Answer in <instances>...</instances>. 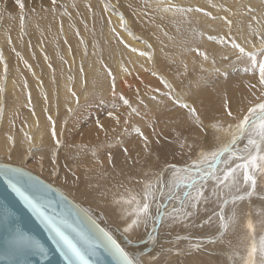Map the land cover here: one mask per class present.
Here are the masks:
<instances>
[{
    "label": "bare ground",
    "instance_id": "6f19581e",
    "mask_svg": "<svg viewBox=\"0 0 264 264\" xmlns=\"http://www.w3.org/2000/svg\"><path fill=\"white\" fill-rule=\"evenodd\" d=\"M223 1L23 0L21 10L0 0V161L49 174L140 264H264V172L254 191L237 169L235 183L199 181L195 207L184 195L196 193L187 179L213 164L202 155L229 145L264 101L258 70L233 47H261L264 0H247L231 24ZM180 130L193 137L189 153L161 148L158 131ZM247 142L246 133L233 146L237 156L255 153Z\"/></svg>",
    "mask_w": 264,
    "mask_h": 264
},
{
    "label": "water",
    "instance_id": "95a60500",
    "mask_svg": "<svg viewBox=\"0 0 264 264\" xmlns=\"http://www.w3.org/2000/svg\"><path fill=\"white\" fill-rule=\"evenodd\" d=\"M9 180L23 187L43 205L46 214L54 220L67 221L72 228L85 233L89 244L80 242L94 250L95 254L90 258L95 264H117L115 258L104 247L106 239L100 231L104 228L79 204L29 169L2 161H0V264H67L54 242V234L49 226L13 191ZM65 227L69 234L79 240L72 228Z\"/></svg>",
    "mask_w": 264,
    "mask_h": 264
},
{
    "label": "snow or ice",
    "instance_id": "6c2138e0",
    "mask_svg": "<svg viewBox=\"0 0 264 264\" xmlns=\"http://www.w3.org/2000/svg\"><path fill=\"white\" fill-rule=\"evenodd\" d=\"M16 3L19 5L20 9L23 10L24 4L23 0H16ZM55 3V0H53ZM122 16V14H121ZM231 24V21H228ZM21 25H23V17H21ZM260 35L261 47L256 49L255 51H246V49L238 43L233 42V47L239 50L240 55H247L252 65L253 70H258L259 72V84L264 86V33H257ZM210 39H214V37H209ZM255 48V45H253ZM135 51V49H134ZM144 54V53H142ZM2 58V55H0ZM239 58V56H238ZM205 59L207 56L205 54ZM7 66L5 65V70ZM246 71L248 69H245ZM111 75V72H109ZM112 87H113V95H115V87L116 81L115 77H112ZM75 95V93H73ZM178 102V101H177ZM125 104H129L127 99L124 100ZM129 106H131L129 104ZM185 108L189 109V112L195 113V109L191 108L188 104L182 105ZM133 112H136L137 115L139 113L136 109H132ZM110 116L113 113H109ZM228 115H231V111L228 112ZM51 119V117H49ZM117 122H119V117H116ZM103 127V125H100ZM213 127H217L213 125ZM231 125L228 126L227 129L220 127L218 130L220 131H230ZM238 135H233L232 140L229 145H225L223 148L219 149L216 152H212L210 154L202 155V160L207 161L209 158L213 161V164L209 165V171L200 170L199 180L197 177H189L187 179V186L189 188L196 187L199 181H204L205 183L209 178H212L216 181L217 186L224 184L225 181H229V183H235L234 173L237 169L243 170V182L245 184H249L252 191L255 190L257 184V170L264 172V152L261 150V145L264 144V101L256 103L247 109V115L243 117V119L236 125ZM136 131L140 133V129L136 128ZM248 134V142L245 146V149H254L255 153L252 151H248L246 156H237L236 152L233 151V146L238 142V140L242 139L245 134ZM143 136V133H140ZM53 135H55V129L53 128ZM145 141H147V137H144ZM56 144L59 145L60 141L57 140ZM226 153H231V156L228 160H224L223 157ZM233 158L243 160V163L235 164L232 166ZM223 163L226 165V170L223 173V177L215 175V169L219 166V164ZM251 169V171H250ZM230 177L232 178L230 180ZM184 182V181H182ZM9 185L13 189V191L24 201V203L30 207L46 225L49 226L50 231L54 234V242L57 247L61 250V255L67 264H95V262L90 258L91 255H94L95 252L92 250L91 246L85 247L84 244H89V239L87 235L81 232L79 229L72 228L71 225L67 224V221H59L57 222L51 216L47 215L43 205L40 204L32 195H30L23 187H21L18 183H14L9 180ZM228 185H225L227 187ZM203 188L204 185L200 184L199 187H196V193L193 196L191 193L186 192L184 195L186 198L190 197L194 201L193 207L199 203L200 199L203 197ZM252 191L246 193V195H252ZM147 195V194H146ZM235 199H244V196H236ZM149 212V204L144 203L142 207L139 208V213L148 214ZM190 215V213H189ZM221 219L223 217L221 216ZM137 221L134 220L133 224H136ZM72 228V231L76 233V236L79 237V240L74 238L68 231H66V227ZM226 228L227 225L225 224ZM251 227V224L249 225ZM131 225H129V229ZM127 230V229H126ZM103 236L106 239V243L104 247L110 252V254L115 258L117 264H140V261L134 259L129 252H127L120 243L112 236L111 233L105 231L104 229L100 230ZM155 239V237H153ZM80 241H83L84 244H81ZM255 250V249H253ZM43 251V250H42Z\"/></svg>",
    "mask_w": 264,
    "mask_h": 264
},
{
    "label": "rangeland",
    "instance_id": "374dc122",
    "mask_svg": "<svg viewBox=\"0 0 264 264\" xmlns=\"http://www.w3.org/2000/svg\"><path fill=\"white\" fill-rule=\"evenodd\" d=\"M231 0H224L223 2L224 3H226V4H228V6H223V8L224 9H226V10H224V11H228V12H226L227 14H228V16H229V21L230 20H232L233 21V19H234V23L235 22H237L238 20H239V16H241L242 15V13L244 12V10H245V8L247 7V4H246V2H247V0H232L231 2H230ZM234 1V2H233ZM243 1V2H242ZM245 1V2H244ZM76 3V2H75ZM74 3V4H75ZM236 3H237V6H236ZM244 3V4H243ZM77 4V3H76ZM112 3L111 2H109V5H111ZM235 4V5H234ZM239 4V5H238ZM246 4V5H245ZM231 5V6H230ZM77 7L79 6V4L78 5H76ZM234 6H235V8H234ZM65 7H63V8H61V10H65L64 9ZM239 10H241V11H239ZM233 11V12H232ZM235 11V12H234ZM238 11H239V13H238ZM243 11V12H242ZM65 12V11H64ZM232 12V13H231ZM237 14V15H239V16H237V15H235V14ZM234 16H236V17H234ZM233 18V19H232ZM29 18L27 17V19L26 20H28ZM102 26V28H104V26L103 25H101ZM102 30V31H101ZM100 31H99V33H100V35H99V37L98 38H96L97 40H98V44H100V46H101V44L103 45L104 43L103 42H101L100 43V40L101 41H105V40H103V38L105 37V36H103L104 34H105V30L103 31V29H101ZM104 34H103V33ZM103 34V35H102ZM206 72V71H205ZM204 74V73H203ZM205 76L206 77H208V74H205ZM205 76H204V78H205ZM181 105V104H180ZM181 107H183L182 105H181ZM185 111H186V109H187V111H189V109L188 108H183ZM188 113H190V112H188ZM193 114L194 113H190L189 114V118H192L193 117ZM188 115V114H187ZM218 123H219V120H218ZM187 132V133H186ZM184 135H183V134ZM189 131H183V130H180V131H178V133H173V134H163V132H161V131H158L157 132V135L159 136V137H157V135H156V139H157V141H158V143H159V145L161 146V148H165V147H170V148H172L173 147V149L174 150H176V153H178V154H180V155H184L185 153H186V151H187V153H189L190 151H191V146L188 148V146H187V143H188V145H190V140H193L192 138V135H189ZM187 134L189 135V136H187ZM170 135V136H169ZM177 135V136H176ZM174 136V137H173ZM165 137V138H164ZM168 137V138H167ZM172 137V138H171ZM191 137V139H189ZM180 138V139H179ZM184 138V139H183ZM189 140H188V139ZM182 139V140H181ZM181 140V141H180ZM184 140V141H183ZM176 141V142H175ZM182 141L184 142V143H182ZM180 143V144H179ZM179 145V146H178ZM183 145V146H182ZM172 146V147H171ZM185 149V150H184ZM185 152V153H184ZM186 153V154H187ZM7 163V162H6ZM178 163H182V162H180V161H178ZM8 164H12V165H20V166H22L21 165V163H8ZM30 171H32V172H34V173H36L37 175H39V176H41L42 178H44L45 180H47L48 182H50L52 185H54L55 187H57L58 189H60L62 192H64L67 196H69L73 201H75L77 204H79V206H81L92 218H94L105 230H107L109 233H111V230L108 228V226H106V225H103V222L99 219V218H97L95 215H93V213L90 211V210H88L86 207H84V205H82L80 202H78L77 200H75L73 197H72V195H69V194H67L65 191H63L61 188H59L58 187V183L57 182H55V181H52V179L49 177V174H47V176H44L42 173H40L39 171H37V169H34V168H30L29 169ZM44 176V177H43ZM54 183V184H53ZM102 223V224H101ZM112 234V236L120 243V245L123 247V248H125V246H123V244L114 236V234L113 233H111ZM126 250V249H125Z\"/></svg>",
    "mask_w": 264,
    "mask_h": 264
}]
</instances>
